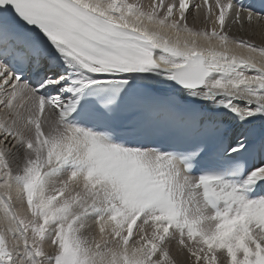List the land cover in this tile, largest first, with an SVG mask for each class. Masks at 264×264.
Listing matches in <instances>:
<instances>
[{
  "label": "snow or ice",
  "instance_id": "obj_1",
  "mask_svg": "<svg viewBox=\"0 0 264 264\" xmlns=\"http://www.w3.org/2000/svg\"><path fill=\"white\" fill-rule=\"evenodd\" d=\"M0 264H264V0H0Z\"/></svg>",
  "mask_w": 264,
  "mask_h": 264
},
{
  "label": "bare ground",
  "instance_id": "obj_2",
  "mask_svg": "<svg viewBox=\"0 0 264 264\" xmlns=\"http://www.w3.org/2000/svg\"><path fill=\"white\" fill-rule=\"evenodd\" d=\"M253 2H254V0H253ZM259 39H260V38H259V36H258V37H257V40L259 41Z\"/></svg>",
  "mask_w": 264,
  "mask_h": 264
}]
</instances>
